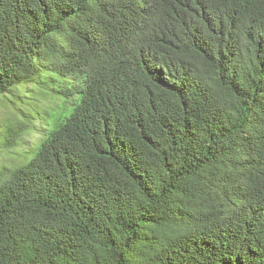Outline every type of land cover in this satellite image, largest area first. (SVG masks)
Instances as JSON below:
<instances>
[{"label":"trees","instance_id":"obj_1","mask_svg":"<svg viewBox=\"0 0 264 264\" xmlns=\"http://www.w3.org/2000/svg\"><path fill=\"white\" fill-rule=\"evenodd\" d=\"M0 264H264V0H0Z\"/></svg>","mask_w":264,"mask_h":264},{"label":"rangeland","instance_id":"obj_2","mask_svg":"<svg viewBox=\"0 0 264 264\" xmlns=\"http://www.w3.org/2000/svg\"><path fill=\"white\" fill-rule=\"evenodd\" d=\"M35 137H36V135L33 134V135H31V136L29 137V140H33V139H35Z\"/></svg>","mask_w":264,"mask_h":264}]
</instances>
